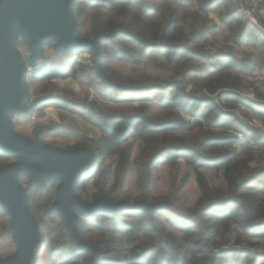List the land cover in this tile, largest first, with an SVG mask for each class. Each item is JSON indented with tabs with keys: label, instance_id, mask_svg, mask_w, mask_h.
<instances>
[{
	"label": "trees",
	"instance_id": "1",
	"mask_svg": "<svg viewBox=\"0 0 264 264\" xmlns=\"http://www.w3.org/2000/svg\"><path fill=\"white\" fill-rule=\"evenodd\" d=\"M186 1L190 12L158 0H71L80 36L111 34L99 39V64L106 78L93 63L75 60L44 64L27 78L36 106L70 113L99 132L97 138L88 137L62 122L43 128L44 136L72 132L73 147L93 150L94 165L77 182L76 192L86 201L103 196L130 202L126 208L78 214V233L97 250L93 264H264V251H252L255 243L250 241L264 237V94L253 81L257 76L264 82V35L237 12L246 0ZM220 4V24H207L202 15ZM261 5H256L255 15L264 22L258 14ZM223 29L233 45L250 39L260 48L258 57L221 47L210 50L205 37ZM76 51L93 59L86 49ZM113 61L150 63L168 74L163 79L123 76L110 68ZM79 73L94 87L97 76L109 101L138 104L131 112L111 111L89 93L78 98L66 89L61 94L57 81H80ZM152 99L160 115L151 112ZM252 118L261 125H252ZM132 139L139 142L134 155ZM112 156L114 165H105ZM12 160L0 151V166ZM160 164L169 168L164 195L154 194ZM183 166L187 170L181 175ZM205 170L220 172V184L212 185ZM132 178L140 192L133 199ZM191 178L199 193L193 205H185L181 190ZM89 180L95 190L91 196L86 192ZM41 197L36 213L28 193L41 232L35 264H89L92 251L77 249L66 233L58 234L66 251L59 242L47 247L41 221L56 214L46 212L55 189Z\"/></svg>",
	"mask_w": 264,
	"mask_h": 264
},
{
	"label": "water",
	"instance_id": "2",
	"mask_svg": "<svg viewBox=\"0 0 264 264\" xmlns=\"http://www.w3.org/2000/svg\"><path fill=\"white\" fill-rule=\"evenodd\" d=\"M17 31L27 40L30 62L37 60L42 46L50 42L66 52L86 49L93 54L94 69L103 78L99 39L111 34L80 37L71 0H0V151L13 158L0 166V209L8 217L4 235L10 236L15 246V252L0 258V264H35L41 232L25 192L44 181H57L55 197L46 212L53 211L60 217L64 232L77 249L92 251L89 264H93L97 250L84 243L78 233V214L89 216L130 205L103 196L88 202L76 192L77 182L95 162L90 147H58L42 141L41 134L46 131L37 130L29 139L11 130L10 115L26 117L36 103H29L25 61L16 47ZM24 175L29 182L21 187ZM132 206L137 208L139 203Z\"/></svg>",
	"mask_w": 264,
	"mask_h": 264
},
{
	"label": "rangeland",
	"instance_id": "3",
	"mask_svg": "<svg viewBox=\"0 0 264 264\" xmlns=\"http://www.w3.org/2000/svg\"><path fill=\"white\" fill-rule=\"evenodd\" d=\"M158 2L159 3L161 2L163 5H166V6L179 5V9L183 12H190L192 10L191 5H189L186 0H162V1L158 0ZM240 6L251 7L252 9H254V12L256 9L255 6L251 5L249 2L246 4L240 3V5L237 8H239ZM221 7L222 5L220 4L218 5V7H214L212 10H209L206 12V14L202 15L203 19L206 21L207 24H216L215 22H217V20H218L217 24H220L219 18H220V13L222 10ZM227 32L228 30L223 29L220 33H218L214 37H212L211 35L206 36L205 39L207 40L208 45H210L208 48L210 50H213L217 47H221L229 51H232L236 55H242L243 52H247L249 54H252L258 57L260 48L257 47L250 39H246L242 45L236 46V45H233L230 41L228 42L229 39L227 38ZM16 37H17L16 47L19 53L22 55L24 60L30 61L31 52L28 49L27 40L18 31L16 32ZM76 50L77 49H72L68 52L57 50L54 48V42H50L42 46L41 56L37 58V60H35L34 62L39 61L44 65V64H48L52 62L65 63L71 60H75V61H79V62L86 63V64L88 63L94 64V61H93L94 57L91 60V55L89 53L87 52L79 53ZM109 65L112 70L113 69L117 70L120 73H122L123 76H128V77H136L141 74H148L152 77L157 76L163 79L168 74L167 71L159 69L155 67L154 65L150 63H145V62L125 63L122 61H113V62H110ZM103 74L106 77V74L105 73ZM78 76H79L80 81L74 80L72 78L60 79L57 81L58 90H61V94H65L64 90L66 89L71 90L72 93L78 98H82L85 93H89V96L96 98L99 104L103 108L107 110H111V111L131 112L133 110L134 105L138 104V102L137 103H113L109 101L107 94H105L106 92H105L103 85L98 82L97 76H94L93 78L95 82V87L91 85L90 83H88L85 78H82L81 73H79ZM253 81L256 84V86L259 87L260 94H264V82H262L257 76L253 78ZM187 88L190 89L192 87L190 84H188ZM246 94L251 98L255 97L252 94V92H246ZM33 101H35V99L32 98L30 94L29 103ZM150 104H151V107H150L151 112L154 115H160L162 113V110L158 107V104L155 99L150 100ZM35 107L38 108V106L36 105ZM39 108L45 110L46 112V119L44 121L35 123V122H32L28 116L17 117V116L10 115L9 123L11 125V130L17 135H20L24 138L32 139L37 130L46 131V129H43L44 127H48L49 125L54 124V123L62 122L64 123L65 126L69 127V129H71L72 132L81 133L88 137H94V138H97L99 136V132L97 129L93 128L91 125H89L88 123H86L85 121H83L81 118L77 116H74L70 113L62 112L61 110H58L54 107H41L40 105ZM186 118L190 119L191 117H186ZM253 119L254 118H252V120L250 121L251 124L255 126H260L259 124L252 122ZM257 121L259 120H256L255 118V122ZM72 132L71 133L62 132L58 134L57 136H44V134H41V139L45 143L52 144L58 147L72 148L75 144V138L72 136ZM131 141H132V155H134L137 152L139 142L135 139H132ZM115 161H116L115 156L109 157L106 160L105 165L111 164L113 166ZM186 170L187 168L183 166L181 175L182 173H185ZM204 172L209 182L212 185L220 184L221 182L220 172H214V171H209V170H205ZM28 182H29L28 176L24 175L20 178L21 187H26ZM109 182L110 184L111 183L113 184L112 179H110ZM56 185H57V181H44L40 187L33 186L25 192L27 194V197H28L29 192L32 194L33 199L31 203V207L36 213H39V210L36 207L37 205L36 201H38L37 198L42 196L40 198L42 200V198L44 199V196L51 195ZM86 185H87L86 186L87 195L91 196L92 193L95 192L91 184V180H89L86 183ZM168 187H169V168L164 164H160L157 168V173L155 175L154 194L164 195L167 193ZM129 191L132 195V199L138 196L140 193L135 188L133 178L129 185ZM39 192H41V195H39ZM198 193L199 192L197 189V185L194 182L193 178H191L190 182L181 190V198L182 200L185 201V205L186 204L193 205L197 199ZM98 198H101V197H98ZM42 201H38V202H42ZM92 201L93 200L88 201V202H92ZM125 203L129 204L130 202H125ZM47 210L48 209H46V211ZM7 220H8L7 215L0 209V258L10 256L15 252V246L10 236L4 235L5 229L3 225L7 222ZM44 220L45 222L43 220L41 221V225L43 226L44 231L46 233L45 237L47 241L46 242L47 247H51L58 242L61 246L62 237H60V235L58 234H61V233L63 234L65 232L64 230L63 232L61 231V227H63V223L61 222L60 217L56 214H50V216L44 217ZM46 225H49L51 229L47 230ZM250 241L255 243L254 247L252 248V251L253 250L264 251V237H259V238L252 237L250 238ZM61 248L64 249V251L67 250L63 246H61Z\"/></svg>",
	"mask_w": 264,
	"mask_h": 264
},
{
	"label": "built area",
	"instance_id": "4",
	"mask_svg": "<svg viewBox=\"0 0 264 264\" xmlns=\"http://www.w3.org/2000/svg\"><path fill=\"white\" fill-rule=\"evenodd\" d=\"M237 12L242 14L260 33L264 35V22H262L255 15L254 9H252L251 7L240 6L239 8H237ZM24 61H25V69H26L27 78L30 75L37 74L43 66V64L39 61H36V62H30L26 60ZM28 117L32 122L38 123L46 119V112L45 110L40 109L39 107L38 108L34 107L29 113ZM252 122L261 125V122L260 121L255 122V119Z\"/></svg>",
	"mask_w": 264,
	"mask_h": 264
},
{
	"label": "crops",
	"instance_id": "5",
	"mask_svg": "<svg viewBox=\"0 0 264 264\" xmlns=\"http://www.w3.org/2000/svg\"><path fill=\"white\" fill-rule=\"evenodd\" d=\"M247 2H249L251 5H254L255 8H256V5L258 4H262L260 7H259V10H258V14L260 17H262V19L264 20V0H247ZM213 8H210L209 10H212ZM218 22V20H217ZM217 22H215L217 24Z\"/></svg>",
	"mask_w": 264,
	"mask_h": 264
},
{
	"label": "clouds",
	"instance_id": "6",
	"mask_svg": "<svg viewBox=\"0 0 264 264\" xmlns=\"http://www.w3.org/2000/svg\"><path fill=\"white\" fill-rule=\"evenodd\" d=\"M35 127V126H34Z\"/></svg>",
	"mask_w": 264,
	"mask_h": 264
}]
</instances>
